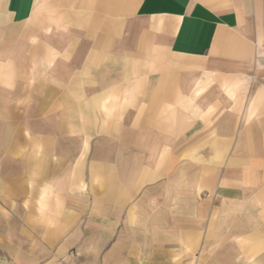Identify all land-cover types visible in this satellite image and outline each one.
Masks as SVG:
<instances>
[{
    "label": "crops",
    "instance_id": "0c3cea01",
    "mask_svg": "<svg viewBox=\"0 0 264 264\" xmlns=\"http://www.w3.org/2000/svg\"><path fill=\"white\" fill-rule=\"evenodd\" d=\"M264 264V0H0V257Z\"/></svg>",
    "mask_w": 264,
    "mask_h": 264
},
{
    "label": "rangeland",
    "instance_id": "374dc122",
    "mask_svg": "<svg viewBox=\"0 0 264 264\" xmlns=\"http://www.w3.org/2000/svg\"><path fill=\"white\" fill-rule=\"evenodd\" d=\"M0 264H12L10 259L6 256L0 257Z\"/></svg>",
    "mask_w": 264,
    "mask_h": 264
}]
</instances>
